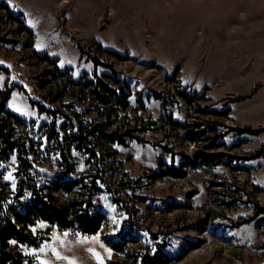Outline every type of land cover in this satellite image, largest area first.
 Returning a JSON list of instances; mask_svg holds the SVG:
<instances>
[{
  "label": "rangeland",
  "instance_id": "374dc122",
  "mask_svg": "<svg viewBox=\"0 0 264 264\" xmlns=\"http://www.w3.org/2000/svg\"><path fill=\"white\" fill-rule=\"evenodd\" d=\"M185 10L0 0V195L28 264H264V130H243L264 125V0Z\"/></svg>",
  "mask_w": 264,
  "mask_h": 264
},
{
  "label": "trees",
  "instance_id": "16d2710c",
  "mask_svg": "<svg viewBox=\"0 0 264 264\" xmlns=\"http://www.w3.org/2000/svg\"><path fill=\"white\" fill-rule=\"evenodd\" d=\"M254 89H256V87ZM110 92H112V90H110ZM8 99L9 90L0 91V144H2V148L0 149V160L9 157L16 148V142L11 138V131L13 128L11 127V121H9L8 118L9 115L13 114H9L6 109ZM30 101L34 104L37 103V101L32 98H30ZM39 105L42 104L39 103ZM13 116L15 118L17 117L16 115ZM251 129L252 128L248 127L243 130L256 133L264 130V125L258 127L256 130ZM73 136L76 139H81L80 133H75ZM0 179L3 180L2 171H0ZM4 184L8 185V182L4 181ZM41 203L43 205L40 204L37 211H39L43 217L49 219L56 217L59 218V214L56 212L54 213V208L47 207L44 202ZM19 207V202H6L4 198H2V195H0V264H28V260H26L27 258L22 254L19 246H32L36 244L35 238H33L31 234L26 232L23 228V224L29 221V216L28 214L21 212ZM85 229L89 231L95 230L92 226L86 227ZM154 261L155 260H152V262ZM164 261L165 258L161 259V262Z\"/></svg>",
  "mask_w": 264,
  "mask_h": 264
},
{
  "label": "crops",
  "instance_id": "0c3cea01",
  "mask_svg": "<svg viewBox=\"0 0 264 264\" xmlns=\"http://www.w3.org/2000/svg\"><path fill=\"white\" fill-rule=\"evenodd\" d=\"M177 7L179 12L182 10L188 12L185 9L191 10L190 12L198 13L199 11L206 12L209 16L223 17L226 13L233 14L237 11L241 13L244 9L252 8V6H258L261 0H171ZM242 2V3H241ZM242 4L239 7V4ZM181 9V10H180ZM193 10V11H192ZM154 22V21H153Z\"/></svg>",
  "mask_w": 264,
  "mask_h": 264
},
{
  "label": "snow or ice",
  "instance_id": "6c2138e0",
  "mask_svg": "<svg viewBox=\"0 0 264 264\" xmlns=\"http://www.w3.org/2000/svg\"><path fill=\"white\" fill-rule=\"evenodd\" d=\"M11 178H12L11 176L8 177V179H11Z\"/></svg>",
  "mask_w": 264,
  "mask_h": 264
}]
</instances>
